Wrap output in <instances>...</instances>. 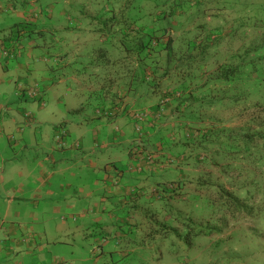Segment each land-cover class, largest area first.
I'll use <instances>...</instances> for the list:
<instances>
[{
  "label": "crops",
  "instance_id": "crops-1",
  "mask_svg": "<svg viewBox=\"0 0 264 264\" xmlns=\"http://www.w3.org/2000/svg\"><path fill=\"white\" fill-rule=\"evenodd\" d=\"M123 1L0 0V264L210 261L207 242L189 253L180 245L174 255V245L153 239L145 207L153 189L190 170L177 160L186 149L169 133L175 123L214 117L236 129L258 118L235 116V73L224 70L235 64L232 29L242 27L243 52L247 16L261 5L244 4L234 21L239 7L219 0L180 11L175 2ZM137 32L164 34L160 47L149 53ZM16 35L21 53L5 58ZM167 37L169 51L162 48ZM33 85L45 105L18 93ZM160 92L177 94L155 112ZM190 95L176 111L177 97ZM135 111L146 113L142 139ZM64 127L70 147L60 149L55 136ZM136 192L141 197H132Z\"/></svg>",
  "mask_w": 264,
  "mask_h": 264
},
{
  "label": "trees",
  "instance_id": "trees-1",
  "mask_svg": "<svg viewBox=\"0 0 264 264\" xmlns=\"http://www.w3.org/2000/svg\"><path fill=\"white\" fill-rule=\"evenodd\" d=\"M173 1L177 5L176 10L180 11L183 10L181 9L182 7L189 8L191 4H196L199 0ZM219 1L239 7V9L234 11L236 15L234 14V17H231L234 21L238 13L245 11L247 8L245 5L252 4V1L250 2L249 0ZM258 1L257 4L261 5V7L259 9L256 8L253 12H264V0ZM123 2L130 4L134 0H124ZM158 6L160 5L158 4ZM249 11L251 10H248L247 13ZM164 17V11L159 10L157 19L163 20ZM258 20L261 21L262 18L260 17ZM157 29L160 28H156L155 32ZM240 29L242 27L235 26L230 34L236 43L233 58L234 67L231 68V62H229L224 70V74L235 73V82L241 80L243 67L248 66V62L255 61L254 59L248 60L250 50L253 48L254 53H264V40H255L250 46H246L242 52L240 50L242 46H239L240 36H238ZM219 32L218 30L217 32L213 30L210 31V34L217 36ZM134 35L143 49L153 53L155 48L160 47L159 40L164 34L137 32ZM15 39L18 42L21 41L18 35L15 36ZM162 48L168 51L171 48L169 37L164 41ZM173 93L177 94L176 92H160L159 102L155 104L153 110L158 112L160 105L170 103L176 97ZM237 95L236 103L243 98ZM177 98H179V106L175 110L182 111L179 108L180 105L187 100L189 101L192 96H180ZM246 112H248L247 109H243L239 112V115L246 114ZM249 113L255 115V117L258 116V118L251 122L254 123L253 125L247 122L245 124L246 128L243 125L236 129L227 128L225 124L214 117L212 119L201 118L200 121H197L195 120L197 116L192 117L190 122L175 123L171 127L170 135L185 140L182 143L188 146L187 153L185 152L186 154L177 160L181 161L180 165L190 167V170L182 171L179 174L181 179H170L166 184L167 189L164 186L153 189L149 194L150 203L145 207V212L149 217L148 227H150L153 234H151L152 238L160 240L157 242L167 240L166 246L170 248L174 245V255L178 254L180 245L184 246V249L189 253L196 243L204 241L210 244L212 248V252L208 254L210 261L207 264L231 263V259L226 257L224 253L220 254V251L229 247L226 243L233 238L231 236L225 239L221 238L228 221L226 215L234 217L235 215L244 214L248 209L247 206L251 203V198L264 193V105L253 107ZM139 133L142 134L140 138L142 139L145 135V130H140ZM163 138L159 140V143H162ZM171 142L172 140L169 143ZM254 149L258 150L254 151ZM252 153H254V156H252ZM245 154L248 157L242 161L244 159L242 157H245ZM238 159H240V163L236 165L234 161H238ZM205 166L210 167V169L208 170ZM213 167L214 169H211ZM190 190L192 192L189 193ZM202 194H208V198L214 206L224 207L225 213L220 220L212 219L209 214L202 212L201 208H196V205L203 201L204 197L201 196ZM132 197L139 198L141 196L136 192L132 194ZM138 202L141 206L140 201ZM213 210L214 207L211 208L210 212H213ZM166 216L171 218L170 222L165 220ZM160 217L163 219L160 220ZM151 236L149 234L150 239ZM218 253L219 257L217 256ZM183 264L189 263L185 261Z\"/></svg>",
  "mask_w": 264,
  "mask_h": 264
},
{
  "label": "rangeland",
  "instance_id": "rangeland-1",
  "mask_svg": "<svg viewBox=\"0 0 264 264\" xmlns=\"http://www.w3.org/2000/svg\"><path fill=\"white\" fill-rule=\"evenodd\" d=\"M165 1L169 2L170 4L175 2L173 0H150V2L153 3H164ZM251 1L252 4H257L255 3L256 0ZM261 16H263L261 11L249 13L247 16L251 20H249L250 28H247L249 29V34L245 41L247 46H250L255 40H264V29L262 28V23L258 20V18ZM253 51L254 49L252 48L249 52V58H247L248 60L254 59L255 61L248 62V66L243 67V70H241V72L243 71L242 73L244 74V76H241L243 83L235 82V87L238 89L236 95L238 94L237 96L243 97L236 104L235 116H239V112H241L243 109L250 111L253 107L256 108L259 105H264V53H254ZM250 70H252V74L251 72L249 73ZM26 100L36 101L41 105H45L44 95H42L41 98L35 99L26 97ZM24 113H30V115L26 117V120H30L32 117L31 111L25 110ZM142 123L143 121H140L139 125L140 130L143 131L144 124ZM134 130L136 133L139 131L136 128H134ZM59 134L62 135L61 140L63 141V144H59V142L56 141L58 148L64 149L70 147V144H68L66 140L68 135L67 128L64 127ZM183 145L186 149L184 152L187 153L188 146L185 144ZM183 145H181V147H183ZM75 146L77 147L79 144ZM257 150L258 149H254V151ZM242 158H244L242 160L244 161L247 156L245 155V157ZM240 159H238V161H234L236 165H239ZM205 168L208 170L210 169L208 166H205ZM211 169H214V167ZM201 196L204 197L203 201L198 203L196 208H201L202 212L209 214L212 219L220 220L221 216H223L225 213L224 207H218L214 206V204H211L208 194H202ZM250 202L251 203L248 202V209L244 214L240 216L235 215L234 217L226 215L228 221L225 220L227 221V225L221 234V238L225 239L226 237L228 238L230 236L233 238L226 243L229 247H226L222 253L231 259L230 264H264V193L257 197L255 196L251 198ZM212 207H214V210L213 212H210Z\"/></svg>",
  "mask_w": 264,
  "mask_h": 264
},
{
  "label": "built area",
  "instance_id": "built-area-1",
  "mask_svg": "<svg viewBox=\"0 0 264 264\" xmlns=\"http://www.w3.org/2000/svg\"><path fill=\"white\" fill-rule=\"evenodd\" d=\"M14 38V37H13ZM22 50V45L19 44L18 41L15 40V38L13 39V41L10 42L8 47H5L2 50V55L5 56L6 58L10 59V58H16ZM20 92H25V95L27 98H41L42 94V90L39 86L37 85H33V86H21L18 88V93ZM43 103V102H42ZM30 113H24V116L27 117L29 116ZM134 120H135V128L137 130L140 131V123L139 121L142 120L145 117V112H135L133 114ZM138 131V138L140 139L142 137V134H140ZM60 133V132H59ZM57 134L55 136L56 141L59 142V144H63V141L61 140V136L60 134ZM63 134V133H62ZM11 139L13 138V136H10ZM147 162L150 164L152 162L151 158H147ZM141 169V167H139V170Z\"/></svg>",
  "mask_w": 264,
  "mask_h": 264
},
{
  "label": "clouds",
  "instance_id": "clouds-1",
  "mask_svg": "<svg viewBox=\"0 0 264 264\" xmlns=\"http://www.w3.org/2000/svg\"><path fill=\"white\" fill-rule=\"evenodd\" d=\"M136 112H140V111H136ZM145 117H146V113H145ZM145 117H144V118H145ZM144 118H143V119H144ZM137 137H138V136H137ZM151 159H152V158H151ZM146 161H147V159H146ZM152 163H153V161L149 164V166H151ZM139 167H141V166H139ZM141 169H142V167H141Z\"/></svg>",
  "mask_w": 264,
  "mask_h": 264
}]
</instances>
